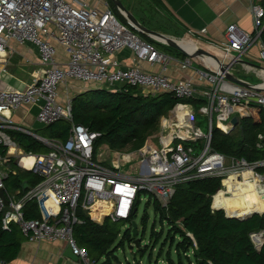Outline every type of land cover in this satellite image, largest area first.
<instances>
[{
    "label": "built area",
    "instance_id": "2783aa9c",
    "mask_svg": "<svg viewBox=\"0 0 264 264\" xmlns=\"http://www.w3.org/2000/svg\"><path fill=\"white\" fill-rule=\"evenodd\" d=\"M255 1L250 0L254 32L251 35L234 24L227 26L222 44L225 57L221 62L228 67L220 72L219 66L204 64L203 70H196L197 83L203 86L197 91L193 79L176 80L166 75L170 63L177 59L144 40L129 22L121 23L107 0H94L95 5L87 0H0V70L5 72L11 43L34 45L42 68V74L23 89L0 87V167L3 163L9 166L11 157H17L19 169L40 179L17 197L4 186L10 169L0 171V191L6 198L4 203L0 197L2 229L17 225L31 243L64 242L78 258L77 264H93L72 235L73 227L80 223L79 212L99 223L106 218L125 221L131 212L136 213L143 198L147 203L156 201L167 207L179 185L212 178L221 179L220 189L212 196L213 211L224 212L217 200L229 199L244 187L256 186L258 195H264V158L247 161L225 156L211 146L213 127L229 135L239 127L233 129L231 119L237 117L240 123L250 116L251 104L264 112V82L250 83L233 71L235 66L248 72L259 70L243 61L251 47L258 48V59L264 61V46L259 40L264 9ZM151 39L165 44L163 40ZM59 48L65 60L59 58ZM125 48L131 52L133 65L122 69L117 54ZM140 64L158 66L159 70H145ZM191 64L186 57L180 69H188ZM226 74H234L246 85L228 81ZM68 83L108 91L130 87L144 95L171 94L178 99L195 97L204 100V104L197 112L190 104L175 105L167 117L160 119L157 147L116 154L134 155L128 165L118 160V167H108L95 161V146L101 134L77 125L71 126L65 142L43 138L41 143L48 148L47 153H24L10 133L35 134L15 125L10 112L35 107V120L43 127L59 120L70 122L73 97L60 93V88ZM116 83L121 87H116ZM197 114L208 118V132L204 133L198 124ZM255 145L264 150V132L256 135ZM11 148L17 152L10 154ZM29 157L32 162L27 165L24 158ZM123 166L129 171H122ZM31 201L37 203L40 217L27 220L23 211ZM99 210L103 211L96 218L94 213ZM254 236L258 247L263 237Z\"/></svg>",
    "mask_w": 264,
    "mask_h": 264
},
{
    "label": "trees",
    "instance_id": "16d2710c",
    "mask_svg": "<svg viewBox=\"0 0 264 264\" xmlns=\"http://www.w3.org/2000/svg\"><path fill=\"white\" fill-rule=\"evenodd\" d=\"M107 2L117 19L125 24L112 1ZM154 3L159 6V3ZM140 36L152 43L146 36ZM259 40L264 46V29ZM178 103L190 104L197 112L204 100L195 97L178 99L171 94L144 95L130 87H121L116 91L87 90L72 98L70 122L59 120L31 132L47 140L62 142L67 140L72 125L98 132L101 137L96 142L94 159L102 163L98 156L101 148L115 155L128 147L129 150H138L153 132L158 131L161 117ZM251 112L249 118L240 121L235 134L223 135L213 127L212 148L225 156L244 158L247 161L264 158V150L255 146L256 135L264 132L263 111L251 104ZM10 134L26 154L48 152L45 145L29 135L20 132ZM2 153L4 155L5 151ZM10 165L15 174L9 173L4 182L5 188L17 190L22 195L24 182L30 188L39 183L40 179L31 172L19 169L12 161ZM220 187L219 178L197 180L179 185L167 207H161L156 201L150 202L160 223L166 222L168 226L163 243H170L175 248L176 262L168 253L166 264H264V241L258 250L251 239L253 233L264 234V214L239 221L227 218L222 210L213 211L212 196ZM243 195L241 189L238 197H221L217 205L223 207L228 216L237 218H245L254 212L264 213V204L260 200L245 207L241 201ZM23 213L27 220L38 219L37 203L27 202ZM135 216L136 213L131 212L128 220L112 222L106 218L99 223L79 212L80 223L73 227L72 235L76 245L87 252L93 264H118L115 255L117 248L123 247L124 243L130 245L134 240L130 228H126L121 235L120 226H130ZM120 235L121 240L115 245ZM161 238L162 232H155L153 227L150 237L153 249ZM24 239L17 225L12 224L8 230H3L0 222V262L9 264L14 261ZM143 247L146 251V246Z\"/></svg>",
    "mask_w": 264,
    "mask_h": 264
},
{
    "label": "crops",
    "instance_id": "0c3cea01",
    "mask_svg": "<svg viewBox=\"0 0 264 264\" xmlns=\"http://www.w3.org/2000/svg\"><path fill=\"white\" fill-rule=\"evenodd\" d=\"M87 1L95 5L94 0ZM147 1L155 8V10H157L159 13L158 15H160L159 19H155H157L158 22L161 20L162 24L167 26V29H165L163 32L156 31L155 28L150 25V23H154L152 21L145 22L144 24L142 23L143 26L155 32L161 33L169 38H178L185 41H192L199 48H202V45V49L215 55L217 58H221V61H223L224 58L222 44L225 40L224 33L227 26L234 24L240 30L251 35L254 32L253 15L251 12V4L253 3H251L250 0ZM154 2L159 3V6L155 5ZM255 4H258L263 8L264 0H256ZM204 29L206 30L205 33L200 34V32ZM196 38L204 40L205 43H207V46L204 44L199 45V43L195 41ZM257 49V47H251L243 59L250 60L258 58ZM58 54L60 59L65 60V55L61 48H59ZM117 59L121 64L122 69H126L133 65V57L131 52L126 48L117 54ZM175 59L177 60L170 63L166 75L176 80L193 79L195 83V89L197 91L203 89V86L197 83L196 70H203L204 67L201 68L199 66H194L193 59H191V67L188 69H180V64L186 58L184 56L183 58ZM140 65L143 69L150 70L152 72L159 70L158 66L150 67L146 64ZM238 67H240L243 72V74L239 76L246 80L245 76H250L252 72L246 71L241 66H235L233 68L235 74H237V71L235 70H239ZM23 69L24 71H22ZM4 70L5 72L0 70V87L9 89H23L25 85L34 82L36 76H40L42 74V68L39 67L38 63V51L36 47L30 43H24L22 45L11 43V49L9 50L7 63ZM16 70L20 71V77L17 75V73H15L17 72ZM22 74H28V77L24 79L21 77ZM89 89L92 88L90 86H84L83 84L68 83L66 86H62L60 88V93L63 97L65 95H72V97H74L76 94L82 93ZM36 112L37 109L35 107H22L16 111H11L10 117L15 125L20 126L28 131H32V128H34L37 123L35 120ZM251 113L252 112L250 111V116ZM250 116L245 118H249ZM239 124L236 127H238ZM237 129L234 132H237ZM11 166L12 165L9 164L8 168L10 171H8L7 176L9 175V172L15 174V172L11 170ZM7 176L5 177V180ZM5 189L9 194L16 195L17 197L20 196L19 191L17 190H12L9 192L7 188ZM258 200L262 201L264 204V195H258V191L254 190L244 196L241 201L245 207H248ZM255 235H259V233H255ZM253 243L255 242L253 241ZM67 250L68 247L64 242L31 243L24 239V241L21 243L17 258L9 264H77V261L66 256ZM0 264L3 263L0 262Z\"/></svg>",
    "mask_w": 264,
    "mask_h": 264
},
{
    "label": "rangeland",
    "instance_id": "374dc122",
    "mask_svg": "<svg viewBox=\"0 0 264 264\" xmlns=\"http://www.w3.org/2000/svg\"><path fill=\"white\" fill-rule=\"evenodd\" d=\"M120 1L123 4V6L125 7V9H127L131 14H133V16L136 17L141 24L142 23L144 24L145 22H148V21H152L154 23H150V25L153 26L156 31L163 32L165 29H167V26L165 24H162L161 20L159 22L157 21V19L160 18V15H158L159 13L157 12V10H155V8L153 6H151L147 0H120ZM155 18H157V19H155ZM124 21L126 22L127 20L124 19ZM148 39L150 41H152V43L154 44L156 49H158L159 51H161V52H163L169 56L175 57V58H183L184 57V55L182 53H180L179 51H177V50H175V49H173V48H171L165 44L156 43V41L152 40L151 38H148ZM195 41H197L199 43V45L200 44H204V45L207 44L202 39L196 38ZM201 47L203 48L202 45H201ZM200 59H201L200 57L199 58H193L194 66H197V67L199 66L201 68L204 66V63H202V61ZM243 61L246 64H249L250 66H252L254 68L264 69V61H261L258 58H254V59H250V60L243 59ZM238 68H239V70H235V71H237L236 73L239 76V75L243 74V72L240 69V67H238ZM16 71L17 72H15V73H17V75L20 77V73H19L20 71L19 70H16ZM22 71H24V69ZM251 72L252 73L250 74V76H245L246 81H248L250 83L251 82L252 83H259V84L263 83V80L261 77H259L255 72H253V71H251ZM21 77H23L25 79L28 77V74H26V75L22 74ZM76 84H79V83H76ZM115 85H116V87H119L120 83H116ZM262 114L264 115V112ZM164 117H167V114ZM197 122L201 126L204 133L208 132L209 120L207 117H204V116L198 114ZM214 123H215V117H214V122H212V125H214ZM159 125H160V121H159ZM39 128H42V126L39 123H36V126L34 128H32V130L37 131ZM234 134H235V132H234ZM157 144H158V134H157V132H153L152 135L145 141V143L140 148H145L147 146L157 147L156 146ZM133 151L134 150H129V147H128L127 149L122 150L121 153L129 154L130 152H133ZM98 154H99L98 156L100 158V161L108 167H111V166L118 167V160H120L122 162V164L128 165L131 163V160L134 159V155L126 156V155L122 154L119 157L115 154H112L110 152V150H108V149L104 150V148H101V150L99 151ZM11 158H12L11 159L12 162L16 164L17 163V157H11ZM7 167H8V165H6V163H3V165L0 167V171H4L3 169H7ZM123 167H122V171H129L128 167H124V168ZM120 168H121V166H120ZM7 190L10 192L13 189L7 188ZM237 192H239V191L233 192L232 196H237L238 195ZM151 203H149V205H147L148 204L147 199L143 198L140 201L139 206L137 208L136 216L132 220L137 226L138 237L141 240L143 239L141 242V248H139L140 251H138V249H136V248H131V244L129 245L128 243H124L123 247H119L116 250L115 255H116V258L118 260V264H166V261H167L169 255H170L171 259H173L176 262L177 256H176V253L174 251L175 250L174 246H171L170 243H167V244L163 243V238L165 237V235L168 231V226H167L166 222H164L163 224L160 223L159 217H158V215L155 214L153 206ZM224 214H225V211H224ZM127 227L128 226H123V225L120 226L121 235L124 233V231ZM153 227L155 229V232H157V233L162 232V238L159 241V243L155 246L154 249L152 248V244L150 242L151 241L150 237H151ZM121 235L117 239L115 245H117L118 242L121 240ZM143 246H146V248H147L146 251H144ZM168 253H169V255H168Z\"/></svg>",
    "mask_w": 264,
    "mask_h": 264
},
{
    "label": "water",
    "instance_id": "95a60500",
    "mask_svg": "<svg viewBox=\"0 0 264 264\" xmlns=\"http://www.w3.org/2000/svg\"><path fill=\"white\" fill-rule=\"evenodd\" d=\"M113 5L115 6V8L117 9V11L119 12V14L125 19L127 20V22H129L132 26L133 29H135L139 34L141 35H144V36H148V37H151L153 39H157L156 37L158 38H161L163 39V41L165 42V44L177 51H179L180 53H182L185 57H188V58H199V57H211L213 59H215V61L218 63L219 65V71L220 72H224L225 68H227L228 66H224V64L221 62V60H219L215 55L207 52L206 50L202 49V48H197L194 52H186L184 51L179 45H177V43L172 39V38H169L161 33H158V32H155L153 30H150L148 28H146L145 26H143L134 16L133 14H131L127 9H125V7L123 6V4L121 3L120 0H111ZM264 29V27H263ZM262 29V30H263ZM226 79L232 83H235L237 85H246L245 83H243L237 76H235L234 74H226ZM89 90H102V89H89ZM239 124V121H238V118L237 117H234L231 119V125L233 127V129ZM30 136L34 139H36L37 141L41 142L43 138H41L40 136H37V135H31ZM5 180V178H4ZM26 189H30V187L27 185L26 182L23 183L22 185V190L25 191ZM0 197L3 199L4 203H6V198H5V194H4V191L1 190L0 191ZM256 214H264V213H258V212H254L252 213L250 216H247L245 218H237V217H233V216H228L226 215L227 218H230V219H236V220H239V221H243V220H247L249 219L250 217H252L253 215H256ZM131 232H132V237H133V242L131 243V247L132 248H136V249H139V245H140V238L138 237V229H137V226L136 224L132 221L131 222ZM255 233L252 234V237L251 239L255 240V236H254ZM262 235V242L257 245L258 247V250H260V247L261 245L263 244V241H264V234L263 233H259ZM66 256H68L69 258H71L72 260H75V261H78V258L72 254L71 250L68 248L67 252H66Z\"/></svg>",
    "mask_w": 264,
    "mask_h": 264
},
{
    "label": "bare ground",
    "instance_id": "6f19581e",
    "mask_svg": "<svg viewBox=\"0 0 264 264\" xmlns=\"http://www.w3.org/2000/svg\"><path fill=\"white\" fill-rule=\"evenodd\" d=\"M157 39L156 40H163L161 38H158L156 37ZM176 43L177 45H179L184 51L186 52H194L198 47L196 46L195 43L191 42V41H185V40H182V39H176V38H172ZM225 57V56H224ZM202 60H203V63L205 65H211L213 67L215 66H219L218 63L215 61V59L211 58V57H200ZM223 58V56H222ZM219 60H221V58H218ZM218 68V67H217ZM219 70V69H218ZM259 77L262 78L263 82H264V69H259L257 71H254ZM262 86L264 87V83L262 84ZM222 129L226 130L227 127L224 126V125H220ZM17 152V150L15 148H11L10 150V154H15ZM24 161L26 162L27 165L31 164L32 162V158L29 157V158H24ZM256 186H250V187H244L242 188V191H244V196H246L247 194L251 193L252 191L254 190H257L255 188ZM238 195L237 197L239 196V192H237ZM241 197V198H243ZM103 210H99L97 212L94 213V215L96 216V218H99V212H102ZM107 211V210H105ZM102 223V222H101Z\"/></svg>",
    "mask_w": 264,
    "mask_h": 264
}]
</instances>
